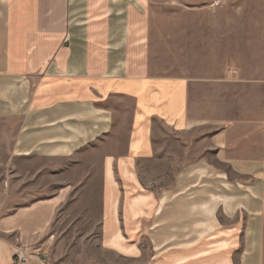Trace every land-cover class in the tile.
Wrapping results in <instances>:
<instances>
[{
  "label": "crops",
  "instance_id": "0c3cea01",
  "mask_svg": "<svg viewBox=\"0 0 264 264\" xmlns=\"http://www.w3.org/2000/svg\"><path fill=\"white\" fill-rule=\"evenodd\" d=\"M151 4L0 0V264H53L66 203L101 220L99 264H263L264 76L157 69Z\"/></svg>",
  "mask_w": 264,
  "mask_h": 264
},
{
  "label": "rangeland",
  "instance_id": "374dc122",
  "mask_svg": "<svg viewBox=\"0 0 264 264\" xmlns=\"http://www.w3.org/2000/svg\"><path fill=\"white\" fill-rule=\"evenodd\" d=\"M151 2L148 12L151 27L150 45L157 69L171 70L173 67L179 72L199 69L203 71L204 59L207 61L211 57L213 67L225 59L232 64L239 60L244 68V77L264 76V0H151ZM191 7L198 9L191 10ZM261 148L264 151L262 142ZM3 157L5 156L0 155L1 160ZM231 178L234 179L236 176L231 173ZM150 189L154 190V187ZM2 194L0 186V198ZM81 205L66 203L57 215L51 245L53 264H99L105 257L98 247L102 239V234L99 233L101 220L76 218L75 209ZM245 215L252 217L250 214ZM247 221L252 222L264 243V226L260 216L254 215L251 220L245 219V222ZM231 239L233 243L236 242L235 236ZM143 247L149 248V245ZM154 254L155 252L150 250H143L141 254L134 253V256L150 260ZM244 254L246 256L249 251H245ZM107 258L115 264H124L122 256L118 253H110L105 260ZM240 258L241 251L231 250L227 252L226 260L221 263L229 259V264H240ZM215 263L213 260V264Z\"/></svg>",
  "mask_w": 264,
  "mask_h": 264
},
{
  "label": "built area",
  "instance_id": "2783aa9c",
  "mask_svg": "<svg viewBox=\"0 0 264 264\" xmlns=\"http://www.w3.org/2000/svg\"><path fill=\"white\" fill-rule=\"evenodd\" d=\"M15 258L17 259V262L19 263H29L30 261V255L27 254L26 251L16 250L14 253ZM39 258L44 261L45 257L39 255Z\"/></svg>",
  "mask_w": 264,
  "mask_h": 264
}]
</instances>
